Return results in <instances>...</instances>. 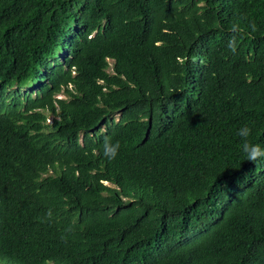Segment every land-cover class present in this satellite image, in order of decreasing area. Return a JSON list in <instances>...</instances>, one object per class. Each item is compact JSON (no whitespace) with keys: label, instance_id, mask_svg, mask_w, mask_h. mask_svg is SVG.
Here are the masks:
<instances>
[{"label":"trees","instance_id":"obj_1","mask_svg":"<svg viewBox=\"0 0 264 264\" xmlns=\"http://www.w3.org/2000/svg\"><path fill=\"white\" fill-rule=\"evenodd\" d=\"M243 126L264 0H0V264H264Z\"/></svg>","mask_w":264,"mask_h":264},{"label":"clouds","instance_id":"obj_2","mask_svg":"<svg viewBox=\"0 0 264 264\" xmlns=\"http://www.w3.org/2000/svg\"><path fill=\"white\" fill-rule=\"evenodd\" d=\"M230 49L235 51V44L233 42L229 43ZM237 136H239L242 143V151L245 154L246 160L252 163H255L261 158H264V147H261L260 144H253L248 141V137L251 135V128L248 126H243L237 130ZM119 142L115 144L111 143L108 139L104 141V156L109 160H112L116 157L119 150ZM49 218L51 217V210L46 214Z\"/></svg>","mask_w":264,"mask_h":264},{"label":"rangeland","instance_id":"obj_3","mask_svg":"<svg viewBox=\"0 0 264 264\" xmlns=\"http://www.w3.org/2000/svg\"><path fill=\"white\" fill-rule=\"evenodd\" d=\"M108 62H109V64L111 63L110 60H108ZM109 70H110V69L108 68L107 71H109ZM36 90H37V87L34 86V87H32V88L27 89L26 92L30 93V94L33 96ZM23 92H24V89H22L20 93H23ZM55 96H56V97H64V95L61 94V93L56 94ZM113 117H114V120H116V119L118 118V113H114ZM49 118H50V117H49ZM46 123H48V119H46ZM103 129H104V126L102 125V126L100 127V131H102Z\"/></svg>","mask_w":264,"mask_h":264}]
</instances>
